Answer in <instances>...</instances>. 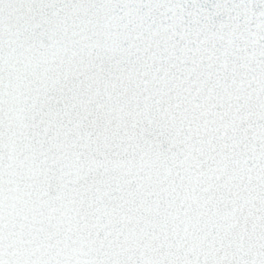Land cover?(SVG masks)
<instances>
[{
  "label": "snow or ice",
  "instance_id": "obj_1",
  "mask_svg": "<svg viewBox=\"0 0 264 264\" xmlns=\"http://www.w3.org/2000/svg\"><path fill=\"white\" fill-rule=\"evenodd\" d=\"M0 264H264V0H0Z\"/></svg>",
  "mask_w": 264,
  "mask_h": 264
}]
</instances>
